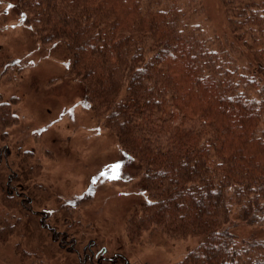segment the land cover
Here are the masks:
<instances>
[{
	"label": "trees",
	"instance_id": "obj_1",
	"mask_svg": "<svg viewBox=\"0 0 264 264\" xmlns=\"http://www.w3.org/2000/svg\"><path fill=\"white\" fill-rule=\"evenodd\" d=\"M13 1L36 41L64 52L124 164L142 170L148 202L131 234L200 236L175 264H264V0H221L224 42L188 24L181 0ZM6 189L0 224L24 209L25 231L2 235L27 237L30 208Z\"/></svg>",
	"mask_w": 264,
	"mask_h": 264
},
{
	"label": "rangeland",
	"instance_id": "obj_2",
	"mask_svg": "<svg viewBox=\"0 0 264 264\" xmlns=\"http://www.w3.org/2000/svg\"><path fill=\"white\" fill-rule=\"evenodd\" d=\"M180 4L188 24L222 42L232 39L221 0ZM13 5L0 0V185L16 187V202H27L30 242L17 232L5 240L2 226L25 231L26 211L7 209L0 264H95L88 261L100 256V264H175L200 236L153 226L131 234L139 204L148 202L142 170L134 174L136 162L124 164L115 135L81 101L64 52L36 41ZM251 228L238 224L237 232L245 238Z\"/></svg>",
	"mask_w": 264,
	"mask_h": 264
},
{
	"label": "flooded vegetation",
	"instance_id": "obj_3",
	"mask_svg": "<svg viewBox=\"0 0 264 264\" xmlns=\"http://www.w3.org/2000/svg\"><path fill=\"white\" fill-rule=\"evenodd\" d=\"M2 154V153H1ZM7 156H8V152H7ZM5 164H9L7 161L5 162ZM10 166L12 165V163H10L9 164ZM9 186V185H8ZM11 190V192H13L14 191V189H12V187L11 186H9V191ZM13 193H15V192H13ZM56 237V236H55ZM63 245H65V244H63ZM90 249V248H89ZM94 256V255H93ZM86 258H87V256H86ZM88 259V258H87ZM89 260H91V256L89 257ZM105 260V256H103V257H99V258H97L96 257V259L93 261H88V262H95V264H100V262H102V261H104Z\"/></svg>",
	"mask_w": 264,
	"mask_h": 264
},
{
	"label": "snow or ice",
	"instance_id": "obj_4",
	"mask_svg": "<svg viewBox=\"0 0 264 264\" xmlns=\"http://www.w3.org/2000/svg\"><path fill=\"white\" fill-rule=\"evenodd\" d=\"M118 169H119V165L113 166V175L111 176L112 179L118 178V176L115 174L118 171ZM102 175H103V173H102Z\"/></svg>",
	"mask_w": 264,
	"mask_h": 264
}]
</instances>
